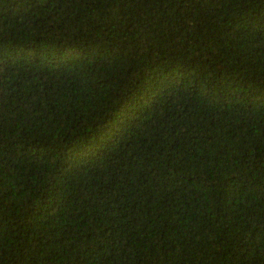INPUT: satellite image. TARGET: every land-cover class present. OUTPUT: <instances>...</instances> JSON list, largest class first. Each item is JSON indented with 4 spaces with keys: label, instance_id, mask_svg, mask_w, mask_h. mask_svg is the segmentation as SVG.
Masks as SVG:
<instances>
[{
    "label": "trees",
    "instance_id": "16d2710c",
    "mask_svg": "<svg viewBox=\"0 0 264 264\" xmlns=\"http://www.w3.org/2000/svg\"><path fill=\"white\" fill-rule=\"evenodd\" d=\"M0 264H264V0H0Z\"/></svg>",
    "mask_w": 264,
    "mask_h": 264
}]
</instances>
